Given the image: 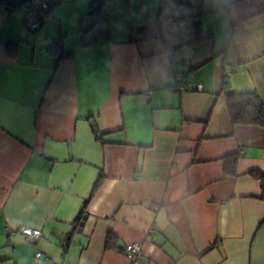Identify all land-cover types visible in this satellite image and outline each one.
I'll use <instances>...</instances> for the list:
<instances>
[{
  "label": "crops",
  "instance_id": "obj_1",
  "mask_svg": "<svg viewBox=\"0 0 264 264\" xmlns=\"http://www.w3.org/2000/svg\"><path fill=\"white\" fill-rule=\"evenodd\" d=\"M5 1L0 260L133 264L121 248L139 242L138 264H264V200L249 174L264 173V126L232 123L226 104L243 93L264 103V0H106L109 38L92 47L78 26L89 0H55L38 30L23 0ZM139 29L151 38L134 41ZM59 41L68 56L46 50ZM184 60L178 95L169 85ZM23 225L41 230L35 244L18 232L9 242L5 227Z\"/></svg>",
  "mask_w": 264,
  "mask_h": 264
},
{
  "label": "trees",
  "instance_id": "obj_2",
  "mask_svg": "<svg viewBox=\"0 0 264 264\" xmlns=\"http://www.w3.org/2000/svg\"><path fill=\"white\" fill-rule=\"evenodd\" d=\"M19 1L20 0H6L5 2L10 7L17 5L18 3H26V0H23L22 2ZM164 1L177 2L178 0ZM54 5L55 0L52 8L54 7ZM78 26L80 31V44L82 47H92L96 45L100 40L108 39L109 29L107 20L106 0H89L87 14L79 21ZM150 38L151 36L148 33H146L142 29H139L134 41L146 40ZM46 50H48L52 54L59 53L60 56H68L70 54L64 52L61 45V41L48 44L46 46ZM226 104L232 123L243 125L255 124L264 126V103H262V101L255 93L226 94ZM91 125L96 138H99L101 134L100 131H98V128L96 127L94 122H92ZM222 160L224 172L228 175H234L236 173L237 155L228 154L225 155ZM249 174L252 178L260 182V198L264 200V173H262L260 170H251ZM100 182L101 178H99L96 184L94 185L92 194L95 192ZM87 202L88 200L84 202L83 209L79 213L77 221L83 218V211ZM113 238L114 236L112 234H108L106 244L107 246L112 245L111 241L113 240Z\"/></svg>",
  "mask_w": 264,
  "mask_h": 264
},
{
  "label": "built area",
  "instance_id": "obj_3",
  "mask_svg": "<svg viewBox=\"0 0 264 264\" xmlns=\"http://www.w3.org/2000/svg\"><path fill=\"white\" fill-rule=\"evenodd\" d=\"M53 3L54 0H26V4L32 12L29 21L30 28L32 30H38L40 28L42 21L48 15ZM190 70L191 64L188 60L182 61L181 65L174 69L173 82L169 85L170 91L179 95L188 89ZM226 71L228 72L229 69L226 68ZM153 89V86H147L145 90L146 98H149L152 95ZM5 232L9 242L11 241L12 235L15 232L23 234L27 241L33 244H35L41 236V230L39 228H33L25 225L18 227L6 226ZM121 251L128 256L131 263L138 264L140 262L142 257V247L139 242L126 243L123 248H121ZM41 256L42 252L37 250L35 252V257L40 258ZM47 260L50 262V264H59L54 262L49 257H47ZM0 264L4 263L0 261Z\"/></svg>",
  "mask_w": 264,
  "mask_h": 264
},
{
  "label": "rangeland",
  "instance_id": "obj_4",
  "mask_svg": "<svg viewBox=\"0 0 264 264\" xmlns=\"http://www.w3.org/2000/svg\"><path fill=\"white\" fill-rule=\"evenodd\" d=\"M70 14V11L69 10H64L62 11L61 15L64 19H67L68 15Z\"/></svg>",
  "mask_w": 264,
  "mask_h": 264
}]
</instances>
